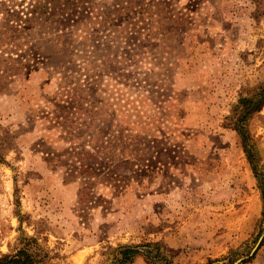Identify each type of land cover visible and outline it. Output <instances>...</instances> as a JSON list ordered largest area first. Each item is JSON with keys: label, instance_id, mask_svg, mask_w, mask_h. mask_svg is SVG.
Listing matches in <instances>:
<instances>
[{"label": "rangeland", "instance_id": "rangeland-1", "mask_svg": "<svg viewBox=\"0 0 264 264\" xmlns=\"http://www.w3.org/2000/svg\"><path fill=\"white\" fill-rule=\"evenodd\" d=\"M150 1L137 18L152 15L153 44L117 55L108 32L25 39L30 0H0V256L33 237L46 264H117L148 243L175 264H264V108L249 123L258 178L224 127L264 82V0Z\"/></svg>", "mask_w": 264, "mask_h": 264}, {"label": "trees", "instance_id": "trees-1", "mask_svg": "<svg viewBox=\"0 0 264 264\" xmlns=\"http://www.w3.org/2000/svg\"><path fill=\"white\" fill-rule=\"evenodd\" d=\"M150 0H128L126 2H116L109 9L102 10L98 5V0H30L31 9V21L32 25H27L22 28L20 32L27 33L25 39L32 35H40L44 37L51 35L59 40V43H63L64 39L76 35L79 30L86 31L87 34L94 36V39H100L101 33H109L105 36L104 53H111L113 50H117L119 53V47L125 45L126 48L133 50V47L141 45L148 48L153 44L152 37L149 32L153 27V17L137 18L138 14L148 13L152 4ZM153 1V0H152ZM151 2V1H150ZM159 7L161 4L158 5ZM158 14L157 22L163 23L161 30L165 32L167 30L164 26L165 16ZM140 23V24H139ZM140 25V26H139ZM139 27L137 30H135ZM85 29V30H84ZM135 30L136 34L140 36L146 34L145 39L138 38L136 44H131L130 32ZM144 33V34H143ZM164 36V35H163ZM15 37V35H14ZM17 38V36L15 37ZM66 41V40H65ZM161 45L165 44V39L161 38ZM16 42L13 41L15 45ZM143 44V45H142ZM127 50V49H126ZM105 54L103 56H105ZM123 54H127L130 57L129 51H124ZM123 60H132V58L122 57ZM134 63V61H132ZM106 70H102L104 73ZM125 75V74H123ZM100 79L102 76H96ZM91 84H94L97 80L94 76L90 77ZM99 82V80H97ZM264 108V82L261 83L256 89H254L248 96L242 97L238 104L234 107V113L232 117L225 118V128H231L238 133L242 140L244 151L249 159L253 171L256 177L258 170L254 164V157L256 152V144L253 135L249 130V123L253 116ZM131 139V137H130ZM99 141V140H98ZM103 145H107V148L113 142L112 136H106L104 140H100ZM124 141V140H123ZM94 148V147H93ZM110 154V152H108ZM98 155V153H96ZM88 161H91L93 165L97 159L96 156L86 153ZM85 165V164H83ZM87 165V164H86ZM91 165L89 167H91ZM83 177L86 189L81 190V195L86 194V191L93 188L94 184L88 182L87 179L97 176L95 171L89 172L86 170ZM112 171H108L105 175L111 174ZM118 181V180H117ZM120 182V181H119ZM88 184L90 187H88ZM112 185L111 183H109ZM264 185V180L262 181ZM121 186L116 182L112 185L114 190H118ZM264 199V192H263ZM264 215V210H263ZM146 249L142 250L138 246H122L119 247L118 253L115 257L117 264H133L134 260L138 256L145 255L151 264H175L174 261L169 260L167 257L160 253L159 244L148 243ZM41 251H39V250ZM256 254V252H255ZM255 254L242 262L245 264L250 262ZM47 254H42V249L38 246L37 240L33 237H26L23 239V246L14 254H3L0 256V264H46L45 258ZM218 261H211L208 264H219ZM233 264V263H230Z\"/></svg>", "mask_w": 264, "mask_h": 264}, {"label": "water", "instance_id": "water-1", "mask_svg": "<svg viewBox=\"0 0 264 264\" xmlns=\"http://www.w3.org/2000/svg\"><path fill=\"white\" fill-rule=\"evenodd\" d=\"M263 239V237L260 239V241ZM255 250H256V248H255Z\"/></svg>", "mask_w": 264, "mask_h": 264}]
</instances>
